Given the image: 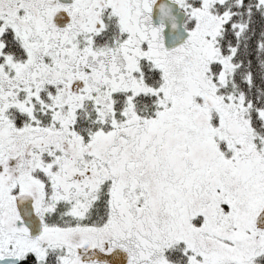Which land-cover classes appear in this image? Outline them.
Instances as JSON below:
<instances>
[{
    "label": "snow or ice",
    "instance_id": "1",
    "mask_svg": "<svg viewBox=\"0 0 264 264\" xmlns=\"http://www.w3.org/2000/svg\"><path fill=\"white\" fill-rule=\"evenodd\" d=\"M0 264H264V0H0Z\"/></svg>",
    "mask_w": 264,
    "mask_h": 264
}]
</instances>
